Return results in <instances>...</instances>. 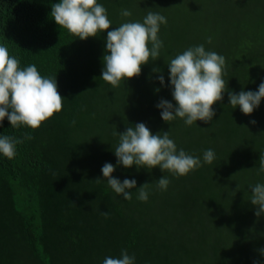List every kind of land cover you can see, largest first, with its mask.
Segmentation results:
<instances>
[{
    "label": "trees",
    "instance_id": "obj_1",
    "mask_svg": "<svg viewBox=\"0 0 264 264\" xmlns=\"http://www.w3.org/2000/svg\"><path fill=\"white\" fill-rule=\"evenodd\" d=\"M57 2L0 0V44L19 68L35 64L42 76H56L64 97L62 110L37 129L13 128L7 118L0 123V136L24 140L13 159L0 153V264H103L122 250L134 264H264V213L257 218L250 201L251 187L264 183V173L257 174L264 98L246 115L230 106L226 91L211 121L190 126L179 117L165 122L156 107L161 99L176 103L167 64L198 45L225 57L229 91L258 90L264 0H97L112 25L84 40L54 21ZM125 9L131 16H122ZM149 11L167 21L158 32L160 56L112 87L101 78L107 31L143 22ZM140 122L153 134L168 131L177 151L201 160L183 176L159 166H117L112 175L121 182L148 183L147 201L136 188L124 199L101 171L106 162L116 165L114 133ZM26 133L33 139H24ZM207 149L215 152L211 164L203 161ZM161 176L170 181L166 190L158 187Z\"/></svg>",
    "mask_w": 264,
    "mask_h": 264
},
{
    "label": "clouds",
    "instance_id": "obj_2",
    "mask_svg": "<svg viewBox=\"0 0 264 264\" xmlns=\"http://www.w3.org/2000/svg\"><path fill=\"white\" fill-rule=\"evenodd\" d=\"M50 14L58 26L66 28L81 40L95 37L112 25L107 9L97 0H59L51 5ZM121 14L131 16L127 9ZM162 23H167L163 15L149 11L143 22H124L107 31L101 78L112 87H118L122 80L140 75L142 65L157 60L163 46L158 37ZM167 66L168 86L171 87V95L176 103L161 99L156 107L162 110L161 117L168 123L177 117L184 119L189 126L197 120L208 123L215 115L213 105L223 100L226 91L230 106H239L246 115L253 113L264 98V82L259 84L256 91H229L228 82L223 78L225 57L214 51H206L203 45L189 47L172 58ZM152 71L162 72L159 68H153ZM158 79L164 86V76L161 74ZM155 91L159 92L160 89ZM63 99L58 91L56 76H42L35 64L19 68V60L9 55L6 45L0 44V123L7 118L13 128L24 125L37 129L42 122L62 110ZM250 123L255 124L256 121ZM114 135L119 136V143L114 150L116 165L106 162L101 171L110 188L126 200L132 199L129 190L136 188L137 182L127 178L121 182L113 177L112 173L119 165L125 168L136 165L137 169L159 166L162 172L167 170L177 176L187 175L201 166L199 157L183 149L177 151L168 131H163L162 135L160 132L153 134L143 122L135 123L134 127L129 126ZM24 139L31 140L33 137L26 133ZM23 142L22 139L8 135L0 136V153L13 159L17 145ZM214 160L215 152L212 149L205 150L204 163L211 164ZM260 173H264V153L259 158L257 174ZM169 183L165 176L158 179V187L162 190H166ZM147 187L148 183H144L136 188L139 190V200L147 201ZM251 192L250 201L258 206L255 215L259 218L264 213V183L252 186ZM102 214L108 215L107 212ZM260 251L264 253V248ZM134 261V256L122 250L119 258L106 257L103 264H134Z\"/></svg>",
    "mask_w": 264,
    "mask_h": 264
}]
</instances>
